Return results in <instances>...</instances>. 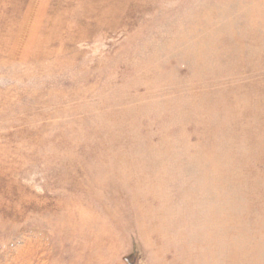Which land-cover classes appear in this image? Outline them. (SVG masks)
Segmentation results:
<instances>
[{
  "label": "rangeland",
  "instance_id": "obj_1",
  "mask_svg": "<svg viewBox=\"0 0 264 264\" xmlns=\"http://www.w3.org/2000/svg\"><path fill=\"white\" fill-rule=\"evenodd\" d=\"M0 264H264V0H0Z\"/></svg>",
  "mask_w": 264,
  "mask_h": 264
},
{
  "label": "bare ground",
  "instance_id": "obj_2",
  "mask_svg": "<svg viewBox=\"0 0 264 264\" xmlns=\"http://www.w3.org/2000/svg\"><path fill=\"white\" fill-rule=\"evenodd\" d=\"M234 99H237V96H235Z\"/></svg>",
  "mask_w": 264,
  "mask_h": 264
}]
</instances>
